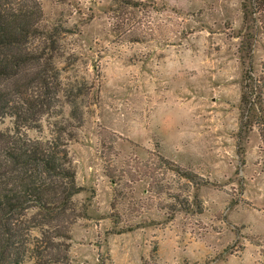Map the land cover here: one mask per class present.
Listing matches in <instances>:
<instances>
[{"label":"rangeland","instance_id":"374dc122","mask_svg":"<svg viewBox=\"0 0 264 264\" xmlns=\"http://www.w3.org/2000/svg\"><path fill=\"white\" fill-rule=\"evenodd\" d=\"M39 1L45 25L67 31L56 64L93 86L68 146L81 188L73 201L85 209L70 231L74 263L264 264L255 2ZM245 90L251 102L260 93L254 113Z\"/></svg>","mask_w":264,"mask_h":264},{"label":"trees","instance_id":"16d2710c","mask_svg":"<svg viewBox=\"0 0 264 264\" xmlns=\"http://www.w3.org/2000/svg\"><path fill=\"white\" fill-rule=\"evenodd\" d=\"M253 1L250 14L264 20L263 0ZM44 22L39 0H0V264H75L70 231L85 217L73 201L81 188L68 146L84 124L93 86L56 64L68 54L59 44L67 31ZM258 95L254 102L246 90L241 96L249 114ZM183 177L194 183L191 173Z\"/></svg>","mask_w":264,"mask_h":264}]
</instances>
